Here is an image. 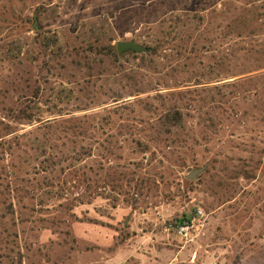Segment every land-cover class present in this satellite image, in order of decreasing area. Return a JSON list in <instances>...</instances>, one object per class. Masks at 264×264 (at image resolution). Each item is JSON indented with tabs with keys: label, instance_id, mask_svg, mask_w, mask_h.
<instances>
[{
	"label": "rangeland",
	"instance_id": "1",
	"mask_svg": "<svg viewBox=\"0 0 264 264\" xmlns=\"http://www.w3.org/2000/svg\"><path fill=\"white\" fill-rule=\"evenodd\" d=\"M0 264H264V0H0Z\"/></svg>",
	"mask_w": 264,
	"mask_h": 264
},
{
	"label": "water",
	"instance_id": "2",
	"mask_svg": "<svg viewBox=\"0 0 264 264\" xmlns=\"http://www.w3.org/2000/svg\"><path fill=\"white\" fill-rule=\"evenodd\" d=\"M116 49L117 52L122 55L127 52H138V53H148L150 52V49L148 47H145L141 44H138L136 41H118L116 43ZM204 171V168H198L194 169L189 175H187V178L189 180H195L198 178V176Z\"/></svg>",
	"mask_w": 264,
	"mask_h": 264
},
{
	"label": "trees",
	"instance_id": "3",
	"mask_svg": "<svg viewBox=\"0 0 264 264\" xmlns=\"http://www.w3.org/2000/svg\"><path fill=\"white\" fill-rule=\"evenodd\" d=\"M187 217H183L177 221L178 226H184L186 224Z\"/></svg>",
	"mask_w": 264,
	"mask_h": 264
},
{
	"label": "built area",
	"instance_id": "4",
	"mask_svg": "<svg viewBox=\"0 0 264 264\" xmlns=\"http://www.w3.org/2000/svg\"><path fill=\"white\" fill-rule=\"evenodd\" d=\"M200 214H202V212H199ZM188 228V224L187 225H184V226H181L180 227V231H185L186 229Z\"/></svg>",
	"mask_w": 264,
	"mask_h": 264
}]
</instances>
